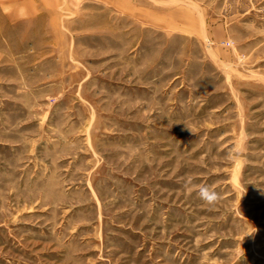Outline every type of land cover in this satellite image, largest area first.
<instances>
[{
    "label": "rangeland",
    "instance_id": "obj_1",
    "mask_svg": "<svg viewBox=\"0 0 264 264\" xmlns=\"http://www.w3.org/2000/svg\"><path fill=\"white\" fill-rule=\"evenodd\" d=\"M122 4L0 0V264H264V0Z\"/></svg>",
    "mask_w": 264,
    "mask_h": 264
},
{
    "label": "crops",
    "instance_id": "obj_2",
    "mask_svg": "<svg viewBox=\"0 0 264 264\" xmlns=\"http://www.w3.org/2000/svg\"><path fill=\"white\" fill-rule=\"evenodd\" d=\"M97 2L103 3L104 5H108V6H113V8H115V10H119V12L123 11V4H122V0H95ZM41 3H43V5L45 7H48L49 10L53 9L52 7L57 6V0H40ZM122 5V7H121ZM47 8V10H48ZM130 14H132L136 18H139L141 22L145 23L146 26L148 25H153L154 23V13H153V9L152 8H148V6H144L142 5H132V3L128 5V8ZM51 14V12H49ZM201 25V22H200ZM210 35L217 37L218 39L221 38L222 35H225L226 37L229 36V29L228 27L224 28V26H220V24L218 26L213 27L210 30ZM222 39V38H221Z\"/></svg>",
    "mask_w": 264,
    "mask_h": 264
},
{
    "label": "clouds",
    "instance_id": "obj_3",
    "mask_svg": "<svg viewBox=\"0 0 264 264\" xmlns=\"http://www.w3.org/2000/svg\"><path fill=\"white\" fill-rule=\"evenodd\" d=\"M200 199L208 205H213L218 199L217 195L212 192L207 186H201L199 191Z\"/></svg>",
    "mask_w": 264,
    "mask_h": 264
}]
</instances>
